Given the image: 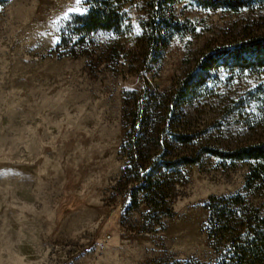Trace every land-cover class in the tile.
I'll use <instances>...</instances> for the list:
<instances>
[{
  "label": "rangeland",
  "instance_id": "1",
  "mask_svg": "<svg viewBox=\"0 0 264 264\" xmlns=\"http://www.w3.org/2000/svg\"><path fill=\"white\" fill-rule=\"evenodd\" d=\"M150 1L123 0V29L85 38L73 19L92 0L0 7V264H222L208 235V200L242 195L264 216V165L254 161L204 155L167 171L157 193L134 186L126 99L141 91L142 76L172 92L205 53L264 35V7L231 13L184 2L175 21L191 31L148 67ZM190 119L197 148L264 143V72L224 78ZM168 147L175 158L194 153Z\"/></svg>",
  "mask_w": 264,
  "mask_h": 264
},
{
  "label": "trees",
  "instance_id": "2",
  "mask_svg": "<svg viewBox=\"0 0 264 264\" xmlns=\"http://www.w3.org/2000/svg\"><path fill=\"white\" fill-rule=\"evenodd\" d=\"M122 1L92 0L86 14L74 17L75 33L85 38L98 32L121 31L126 23ZM7 2L0 0V7ZM184 2L206 11L231 13L264 7V0H151L148 20L142 22L148 67L159 61L175 36L191 31L189 26L175 21L174 7ZM246 72H264V35L205 53L191 71L175 82L172 92L154 90L142 76L141 91L127 94L132 137L123 147L130 157V173L138 191L157 193L167 171L197 165L204 155L264 165V143L235 151L206 145L197 148L199 133L191 126V113L204 96L210 95L224 78L230 80V76ZM172 128L178 133L172 132L168 141L166 132ZM172 142L191 146L194 153L172 157L168 147ZM206 207L210 212L208 235L222 254V264H264V216L244 196H213Z\"/></svg>",
  "mask_w": 264,
  "mask_h": 264
},
{
  "label": "snow or ice",
  "instance_id": "3",
  "mask_svg": "<svg viewBox=\"0 0 264 264\" xmlns=\"http://www.w3.org/2000/svg\"><path fill=\"white\" fill-rule=\"evenodd\" d=\"M77 5H79L80 0H76ZM69 11H79V8L70 9Z\"/></svg>",
  "mask_w": 264,
  "mask_h": 264
}]
</instances>
